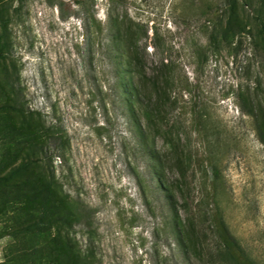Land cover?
I'll return each mask as SVG.
<instances>
[{"label": "rangeland", "instance_id": "rangeland-1", "mask_svg": "<svg viewBox=\"0 0 264 264\" xmlns=\"http://www.w3.org/2000/svg\"><path fill=\"white\" fill-rule=\"evenodd\" d=\"M261 11L0 0V264H264Z\"/></svg>", "mask_w": 264, "mask_h": 264}, {"label": "trees", "instance_id": "trees-1", "mask_svg": "<svg viewBox=\"0 0 264 264\" xmlns=\"http://www.w3.org/2000/svg\"><path fill=\"white\" fill-rule=\"evenodd\" d=\"M237 0H229V2L232 4V6H235ZM262 2V11L261 15H258L256 19L258 20L261 29L260 33L261 36L264 39V0H261ZM1 54V52H0ZM13 109L15 111H19L18 107L15 106H7V105H0V110L5 109ZM259 134L261 136V139L264 141V132L259 130ZM27 168L26 164H23L21 166H18L11 170L9 173V179L15 178L18 175H20L25 169ZM3 178V179H7ZM1 179V180H3ZM50 186H54V184L50 181L47 182ZM53 209H56L55 204H49L46 202V210L47 214L46 217L49 218V216L54 214ZM58 210H61V208ZM50 211V213H49ZM76 217L79 219H86V215H82L80 213L75 214ZM56 219H61V214H56ZM224 239L221 240L218 244H215L211 246L206 241L202 240L201 245L203 247V250L205 252L206 258L208 260L209 264H258L254 259L248 257V254L243 249L242 245L239 243V241L229 232V230H224ZM203 234V233H202ZM83 256V255H82ZM75 264H89L87 260H85L84 256L77 258L75 260Z\"/></svg>", "mask_w": 264, "mask_h": 264}]
</instances>
